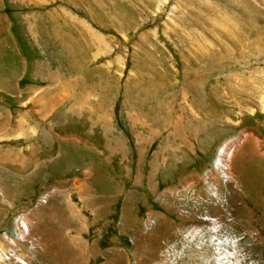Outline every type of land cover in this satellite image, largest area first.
Returning <instances> with one entry per match:
<instances>
[{"label": "rangeland", "instance_id": "obj_1", "mask_svg": "<svg viewBox=\"0 0 264 264\" xmlns=\"http://www.w3.org/2000/svg\"><path fill=\"white\" fill-rule=\"evenodd\" d=\"M0 124V264H264V0H0Z\"/></svg>", "mask_w": 264, "mask_h": 264}, {"label": "crops", "instance_id": "obj_2", "mask_svg": "<svg viewBox=\"0 0 264 264\" xmlns=\"http://www.w3.org/2000/svg\"><path fill=\"white\" fill-rule=\"evenodd\" d=\"M4 13H5V11H4ZM4 16V18H5V21L7 22L8 21V19H9V16H8V14L6 13V14H4L3 15ZM7 32H8V30H7ZM10 32H11V30H10ZM12 43V45H13V48H14V50H15V52L17 51V46H16V43L15 42H11ZM60 71H56V73H59ZM54 76H58V74H56V75H54ZM19 88H18V90H19V92H20V94H23V93H21L22 91H21V87L20 86H18ZM33 94V93H32ZM31 99V98H30ZM26 103H28V100L27 101H25L24 102V104H26ZM51 111V110H50ZM260 157V156H259ZM20 173H17V175H19ZM76 240H78L77 242H81V243H83L84 245H85V249L84 250H81L82 251V253L83 254H85V252L88 254V245H87V243L84 241V239L83 238H80V237H78V238H80L81 240H79L78 238H76V237H74ZM74 240V239H73ZM75 241V240H74Z\"/></svg>", "mask_w": 264, "mask_h": 264}, {"label": "bare ground", "instance_id": "obj_3", "mask_svg": "<svg viewBox=\"0 0 264 264\" xmlns=\"http://www.w3.org/2000/svg\"><path fill=\"white\" fill-rule=\"evenodd\" d=\"M98 39V38H97ZM96 39V40H97ZM1 125V124H0ZM6 128V127H5ZM4 128V129H5ZM3 129H2V127L0 126V131H2ZM5 132V131H4ZM3 132H0V134H2ZM13 133V132H12ZM16 137V136H15ZM16 139V138H15ZM16 141H18L17 139H16ZM16 151V150H15ZM77 214H78V212H77ZM83 221V219L81 220V222ZM80 223V222H79ZM25 229V228H24ZM76 238H78V237H76ZM79 240H81L80 238H78ZM88 252H89V249H88Z\"/></svg>", "mask_w": 264, "mask_h": 264}]
</instances>
